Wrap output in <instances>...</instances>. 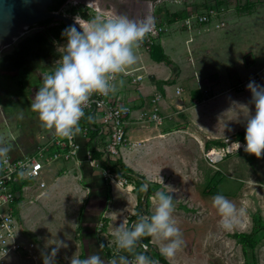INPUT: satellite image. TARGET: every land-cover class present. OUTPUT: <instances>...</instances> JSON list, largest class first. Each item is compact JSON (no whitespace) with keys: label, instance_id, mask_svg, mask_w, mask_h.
I'll return each mask as SVG.
<instances>
[{"label":"crops","instance_id":"0c3cea01","mask_svg":"<svg viewBox=\"0 0 264 264\" xmlns=\"http://www.w3.org/2000/svg\"><path fill=\"white\" fill-rule=\"evenodd\" d=\"M214 22L208 30L168 28L141 45L136 64L113 81V93L133 114L148 108V99L155 93L161 112L168 114L158 125L135 118L127 127L121 163L146 181L138 175L124 182L105 181L97 171L72 160L48 163L45 186L24 190L18 200V233L26 248L11 252L1 264H43L41 253L54 247L55 240L67 244L60 248L56 264H69L72 255L81 256L90 249L100 251L99 238L113 244L114 225L137 219V182L148 185L147 194L141 192L146 205L141 200L139 210L149 215L154 194L172 190L168 194L174 199L173 216L184 246L171 260L164 258L168 263L240 264L237 258L216 256L219 248L227 247L229 238L219 227L207 190L213 164L206 161L203 151L220 144L224 136L244 135L245 117L254 112L246 85L254 80L264 86V37L253 38L254 30L248 35L245 27H214ZM136 74L142 75L141 80L133 78ZM37 124L33 131L18 136L19 142L14 141L8 153L31 151L46 130L41 122ZM255 240L256 264H264V235ZM149 241L159 252L157 242L151 237Z\"/></svg>","mask_w":264,"mask_h":264},{"label":"clouds","instance_id":"9594fccd","mask_svg":"<svg viewBox=\"0 0 264 264\" xmlns=\"http://www.w3.org/2000/svg\"><path fill=\"white\" fill-rule=\"evenodd\" d=\"M93 2L90 0L89 5ZM95 3L100 9L95 15L90 18L74 17V22L61 32L65 43L54 42L59 53L56 67L42 76L30 105L42 126L60 138L72 139L81 133L80 121L90 98L93 94L108 95L116 90L113 83L116 76L136 64V50L154 28L155 18L147 11L151 0H143L144 11L135 14L118 8V5H126L128 0H115L108 4L110 10L107 11L101 0H95ZM8 7L11 10L10 3ZM120 83L122 85L123 81ZM246 88L251 93L254 112H248L245 117L244 144L229 142V138L223 136L230 149L237 152L243 147L245 152L260 158L264 155V86L250 80ZM9 151L3 138H0V157H6ZM160 183L163 184L162 178ZM147 188L148 185L144 184L140 191L145 192ZM171 191L168 188V191L154 194L151 215L135 213L137 219L131 224L123 220L114 225L112 237L115 247L110 258L103 256L101 251L90 249L83 257L72 255L69 264H159L147 254V245L136 251L144 237H151L157 242L159 253L165 259L174 258L184 246V239L173 216L174 199L168 194ZM212 206L219 216V227L224 231L236 227L246 213L244 206L238 207L220 193L212 197ZM52 244L55 246L41 253L43 264H56L60 248L67 247L62 240H55ZM4 255L3 251L0 258Z\"/></svg>","mask_w":264,"mask_h":264},{"label":"rangeland","instance_id":"374dc122","mask_svg":"<svg viewBox=\"0 0 264 264\" xmlns=\"http://www.w3.org/2000/svg\"><path fill=\"white\" fill-rule=\"evenodd\" d=\"M113 2L115 0H101V5L107 11L110 10L108 4ZM89 3L90 0H65L59 9L71 18L76 16L90 18L100 9L95 0L91 5ZM210 6L216 10L211 20L217 21L222 18L224 21V24L220 27H245L248 35H251L250 32L254 30V33H252L253 38L258 37L261 39L264 37V0H151L147 11L154 16L156 21H161L162 18L167 19L172 12H191ZM118 8L121 11H133V14L141 13L144 11L143 0H128L126 5H118ZM52 21L56 22L57 20L53 19ZM199 27L196 26V28ZM37 28L36 26L30 27L25 34ZM181 29H185L184 26L177 24L170 26L168 30L177 31ZM151 39L148 35L141 45L148 44V40ZM256 42H259V39ZM15 43L0 49V55L11 51ZM56 53L55 58L39 61L36 70H0V93L3 94V99L0 95V105L7 113L6 122L8 126L0 129V136H3V141L7 143L8 148L13 146L14 141L19 142L18 136L23 135V131L20 129L23 124L35 128V125L41 122L38 115L31 110L30 105L35 90L42 82V76L50 73L56 67L55 62L59 59V53L57 51ZM20 96L28 97L31 101L22 104V101L15 100ZM12 135H14V138ZM16 135L17 137H15ZM231 137L244 141V135L240 138L234 135ZM215 164H213L211 170V186L209 184L207 190L210 191L212 197L220 193L233 202L237 200L238 207L244 206L246 208V213L240 218L239 229L234 227L231 231H227L229 238L227 247L225 249L219 248L220 250L216 256L219 258H237L240 260V264H256L252 247L256 241L255 239L264 235V155L257 158L240 148L237 152L228 154ZM145 200L146 198L144 199V205H146ZM139 204L141 208V203ZM137 212H140V210H137ZM235 229L238 231H235ZM230 237L234 240H231ZM101 240L102 245L104 243L109 248L108 253H104V250L100 249L101 245H99L101 254L110 258L113 255L115 245L110 243L109 240Z\"/></svg>","mask_w":264,"mask_h":264},{"label":"built area","instance_id":"2783aa9c","mask_svg":"<svg viewBox=\"0 0 264 264\" xmlns=\"http://www.w3.org/2000/svg\"><path fill=\"white\" fill-rule=\"evenodd\" d=\"M215 13V8L210 6L187 12L184 17L170 22L166 18H162L161 21L155 19L154 28L149 33L152 39L148 40V43L172 25H183L187 31L196 26L208 30ZM223 23V19L219 18L213 26L220 27ZM129 71L126 70L122 74H127ZM133 78L141 80L142 75L136 74ZM158 98L159 94H153L148 99L149 107L139 108L137 113L133 114V109L113 92L108 95L93 94L84 109V116L80 121L82 131L78 136L72 139L60 138L46 129L38 137L31 151L21 152L18 155L7 153L6 157H0V254L5 252L0 258V264L11 252L26 248L18 233V200L24 190L42 189L45 186L44 172L48 163L72 160L97 171L105 181L124 182L129 177H136L133 172L121 166V148L126 142L127 127L135 118L158 125L167 117V113L161 112ZM228 138L229 142L239 141L241 145L244 144L242 140ZM232 152L235 150L230 149L223 140L221 144L204 149L203 156L208 163L215 164ZM143 199L141 197L142 201ZM140 212L149 215L144 209ZM97 231L99 232L98 226ZM29 245H32V242ZM143 245L146 244L137 245L138 250L141 251ZM148 254L158 260L159 264H165L149 247Z\"/></svg>","mask_w":264,"mask_h":264},{"label":"trees","instance_id":"16d2710c","mask_svg":"<svg viewBox=\"0 0 264 264\" xmlns=\"http://www.w3.org/2000/svg\"><path fill=\"white\" fill-rule=\"evenodd\" d=\"M64 2L65 0H55L49 9L50 10L59 9ZM186 14L187 11L172 12L170 13L167 20H169L170 22L176 18H182ZM51 19L52 18H47L45 20V23ZM67 26H68L67 24L60 22L59 24L48 26L43 30L39 29L32 31L28 34H25L16 42L14 48L9 53L0 56V69L4 71H11V70L27 71L29 69L35 68L40 58L46 57L48 55H53L55 53V49L53 44L51 43V39H56V40L63 39L61 37V32ZM162 57L165 58L164 56ZM121 166L127 169L126 167L123 166L122 163ZM128 171L132 172L130 169ZM139 177H141L144 180L143 176L140 175ZM141 186L142 185L140 182H137L135 186L136 195L137 198L139 199L138 204L141 202V191H140ZM145 194H147V191H145ZM137 209L138 210L140 209V204L137 205ZM99 241L102 245V240L100 238ZM140 243H145L149 248L155 251L156 255L161 260H163L165 264H170L164 259L163 256L160 255V253L157 251L156 246L149 241V237L142 238ZM101 249L104 250L103 251L104 253H108L109 248L104 243ZM136 251L139 252L140 250H138V248L136 247ZM83 255L84 254H82L81 257H83Z\"/></svg>","mask_w":264,"mask_h":264},{"label":"water","instance_id":"95a60500","mask_svg":"<svg viewBox=\"0 0 264 264\" xmlns=\"http://www.w3.org/2000/svg\"><path fill=\"white\" fill-rule=\"evenodd\" d=\"M54 1L27 0L26 2V0H0V30H3L0 33V49L17 42L25 35L28 28L46 18L58 19L67 25L72 24L74 22L73 18L66 16L59 9H49ZM8 3L12 6L11 10L8 7ZM3 127L7 128L8 126L6 116L0 107V129ZM6 144L4 142V145Z\"/></svg>","mask_w":264,"mask_h":264},{"label":"flooded vegetation","instance_id":"af4514ba","mask_svg":"<svg viewBox=\"0 0 264 264\" xmlns=\"http://www.w3.org/2000/svg\"><path fill=\"white\" fill-rule=\"evenodd\" d=\"M129 12H131V11H129ZM47 19V18H46ZM46 19H44V20H42V21H40V22H38L37 24H34L33 26H36V28L37 27H39V28H37L36 30H39V29H44V28H46V27H48V26H52V25H56V24H59L60 22H63V21H61V20H58V19H56L57 21L56 22H53L52 20L53 19H51V20H49L48 22H46L45 23V20ZM64 23V22H63ZM66 24V23H65ZM33 26H31V27H33ZM35 31V30H34ZM54 42H57V43H59V44H63V43H65V40L64 39H61V40H56V39H51V43L53 44V46H54V49H55V53L53 54V55H48V56H46V57H42V58H40L39 60H38V62L40 61H44L45 59H51V58H55V56L57 55V53H56V51H57V43H54ZM37 62V63H38ZM37 67H38V64L36 65V67L35 68H33V69H29V71L30 70H36L37 69ZM1 70V69H0ZM1 71H4V70H1ZM11 71H15V70H11ZM0 95H1V98H2V96H3V94H1L0 93ZM3 99V98H2ZM12 100H13V98H12ZM15 100H20V102L23 104V103H25V102H28V101H31L30 99H28V97H25V96H20V98H18V99H16L15 98ZM0 107L2 108V110H3V107H2V105H0ZM3 113L5 114V116H6V111H4L3 110ZM23 132L25 131V130H28V131H33L34 130V127H32V126H29V125H25V124H23L22 126H21V128H20ZM1 138V137H0ZM3 143H4V141H3Z\"/></svg>","mask_w":264,"mask_h":264},{"label":"bare ground","instance_id":"6f19581e","mask_svg":"<svg viewBox=\"0 0 264 264\" xmlns=\"http://www.w3.org/2000/svg\"><path fill=\"white\" fill-rule=\"evenodd\" d=\"M221 154H222V156H224V155H223V152H221ZM215 159H216V157H215Z\"/></svg>","mask_w":264,"mask_h":264}]
</instances>
